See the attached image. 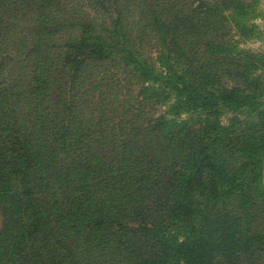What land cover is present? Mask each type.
Here are the masks:
<instances>
[{
  "label": "trees",
  "instance_id": "obj_1",
  "mask_svg": "<svg viewBox=\"0 0 264 264\" xmlns=\"http://www.w3.org/2000/svg\"><path fill=\"white\" fill-rule=\"evenodd\" d=\"M90 1L101 22L83 14L48 63L43 38L16 44L65 27L56 1L0 0V264H264V68L197 69V25L165 6L150 57L130 0ZM236 1L211 25L247 19Z\"/></svg>",
  "mask_w": 264,
  "mask_h": 264
},
{
  "label": "rangeland",
  "instance_id": "obj_2",
  "mask_svg": "<svg viewBox=\"0 0 264 264\" xmlns=\"http://www.w3.org/2000/svg\"><path fill=\"white\" fill-rule=\"evenodd\" d=\"M55 1L59 12H63L59 15H55L54 21L60 20L61 25L65 24V27L60 29L58 33H53V30L49 32L54 28L51 27V25L48 31L45 32L44 28H46V26L39 29L38 25H36L34 29H38V31L41 30L42 34L38 35L35 30L30 36L26 37L27 41L30 39L29 42H24L22 46H20L21 44H16L18 49H20V47H30L33 49L35 44L42 41L43 38L44 44L41 47L48 58V63L60 62L61 60L58 59V55L61 53V50H59L60 47L67 41L78 38L80 30L77 25L83 20L81 18L83 14H89L91 18L100 19L98 21L101 22V18L98 16L101 11L95 8L90 0ZM224 1L226 0H130L127 1V3L133 14H131L129 18L128 25L130 31L135 36L141 37L139 40V47L145 51L146 55L148 54L150 57H156V52L159 48L158 33H156L155 29L152 27V18H148L146 13L152 10V8L161 11L164 6L172 15L177 14L179 10L183 11V13L188 15V18L192 20V26L195 24L197 25L196 29L190 30V46L188 47V52L192 64L197 69H199L200 64H203L208 75L216 77V80V75L221 76V80L224 83L231 84V82L236 79L233 75L228 74V72H236V66H232L230 69L225 68L223 70L224 74L220 75L221 73L219 74V72H216V63L225 65L226 61L234 60L241 66L252 64L259 69L264 68V0H244V2H242V0H237L236 3H241L240 7H249V9L245 11V13H248L247 19H240L239 25L233 21L231 16L233 10L228 9H224L223 12L224 16L227 18L225 19L226 24L220 21L218 23L213 22V25H211L212 18H210L211 12L209 8L219 6ZM141 4L145 5L140 7ZM146 5L148 7H146ZM152 5L158 6L159 8H155ZM201 10H203V12L207 11L206 16H204L205 28L203 36L199 33L201 16L196 13ZM34 13L35 12H30L28 15L35 18L36 15ZM235 13L238 14V11H235ZM104 21L108 24L110 19H104ZM19 25L21 28L27 27L29 26V22L24 21L23 23H19ZM212 26L213 30H210ZM19 37H23V34H19ZM13 50H17V48L14 47ZM111 77L112 75L109 73L106 76V80H111ZM125 77V75L123 76L119 73V76L112 79L114 82L113 84L117 86L118 82H115V80L124 81ZM120 86H118V89ZM124 86L128 90L130 89V85L125 82ZM223 121L224 124H227L226 118ZM3 221V215L0 211V229L3 227Z\"/></svg>",
  "mask_w": 264,
  "mask_h": 264
}]
</instances>
